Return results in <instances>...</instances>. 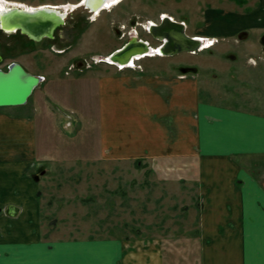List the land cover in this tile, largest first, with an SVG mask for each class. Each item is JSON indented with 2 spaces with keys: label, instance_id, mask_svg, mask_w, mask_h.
Here are the masks:
<instances>
[{
  "label": "rangeland",
  "instance_id": "obj_1",
  "mask_svg": "<svg viewBox=\"0 0 264 264\" xmlns=\"http://www.w3.org/2000/svg\"><path fill=\"white\" fill-rule=\"evenodd\" d=\"M12 1L51 7L47 4L75 6L79 0ZM101 8L97 15L81 6L69 10L68 22L54 30L55 40L37 41L22 33L0 32V68L18 62L44 77L26 103L0 106V112L33 120L38 153L48 161L21 174L16 189L12 187L17 177L12 172H5L1 182L8 186L9 197L25 187L27 180L36 183L41 205L34 229L40 230L41 239L50 238L51 232L69 236L78 233L76 230L96 235L160 236L175 251L177 260H188L197 215L195 183L162 179L150 167L135 166L136 160H101L99 173L96 165L92 170L90 158H97L103 146L97 70L114 66L101 58L136 35L149 41L155 51L140 55L131 64L126 62L132 66L122 70L149 76L164 72V77L180 81L182 90L197 88L200 100L264 115V26L258 17L260 10L264 12V0H115ZM164 15L183 22L188 35H199L207 44L160 56L161 43L155 46L157 41L147 27ZM186 117L182 114V119ZM241 162L264 181V154L242 157ZM27 208L22 206L20 213ZM4 210L0 206L4 230L32 226L21 222L9 227L8 221L14 220Z\"/></svg>",
  "mask_w": 264,
  "mask_h": 264
},
{
  "label": "crops",
  "instance_id": "obj_2",
  "mask_svg": "<svg viewBox=\"0 0 264 264\" xmlns=\"http://www.w3.org/2000/svg\"><path fill=\"white\" fill-rule=\"evenodd\" d=\"M166 54L160 56L173 55ZM112 65L96 71L103 146L97 158H90L92 170L96 165L99 173L101 160H136L135 166L150 167L162 179L195 183L191 257L177 260L160 236L76 230L41 239L34 229L41 205L36 183L26 179L25 187L9 197L1 180L5 172L14 173L16 189L21 174L48 161L38 153L33 120L0 112V206L14 220L9 227L32 225L4 230L1 223L0 264H264V181L241 162L264 154V115L200 100L197 88L182 90L180 81L164 72L149 76ZM9 205L18 212L8 214ZM22 206L28 207L23 214Z\"/></svg>",
  "mask_w": 264,
  "mask_h": 264
},
{
  "label": "water",
  "instance_id": "obj_3",
  "mask_svg": "<svg viewBox=\"0 0 264 264\" xmlns=\"http://www.w3.org/2000/svg\"><path fill=\"white\" fill-rule=\"evenodd\" d=\"M25 10V8H22L15 11H6L5 13L7 14L14 13L13 16L8 19V27L9 30L19 29L33 40L51 37L54 29L64 22V17H60L62 12L57 15L54 12L56 9L45 7L35 11ZM54 14L55 16H52ZM150 31L155 38L162 41L160 46L164 45L165 51L168 54L183 50H195L201 45L200 38L188 35L185 32V27L182 22L166 16L162 18L159 24L151 25ZM261 41L264 47V35ZM128 44L120 50L124 49ZM136 48L137 50L134 48L126 49L123 53L118 55L121 58L116 59V61L119 63H126L129 62V59H132L134 55L140 54L143 51H148L146 45L136 46ZM113 54L110 55L111 59H113ZM113 60L115 61V59ZM40 79L39 75L26 70L18 62L10 63L6 70L0 68V106L24 104ZM6 212L10 215H14L18 212V208L14 205H9Z\"/></svg>",
  "mask_w": 264,
  "mask_h": 264
},
{
  "label": "flooded vegetation",
  "instance_id": "obj_4",
  "mask_svg": "<svg viewBox=\"0 0 264 264\" xmlns=\"http://www.w3.org/2000/svg\"><path fill=\"white\" fill-rule=\"evenodd\" d=\"M86 1L85 0H79L76 4H75V6L74 7H79V6H81L83 9H85V11H87L89 14H92V13H94L95 14V12H96V10H93V9H91L89 6H87L86 5V3H85ZM23 5H25V6H23ZM26 5H29V4H21V3H19V2H17V1H12V0H0V19H1V17H2V14H4L6 11H9V10H13V9H22V8H25L26 10H28V11H30V10H33V9H35V8H38V7H43V6H37V7H28V6H26ZM31 5V4H30ZM36 5H40V4H36ZM47 5H52L51 7H53L54 9H56L57 11H60V12H63V13H61L62 15H64V22L62 23V24H66L68 21L67 20H65L66 18H67V16L69 15V10H72V9H67V10H65L63 7H62V4L60 5H53V4H47ZM44 7H50V6H44ZM104 7H106V6H103V8ZM102 9V8H101ZM93 10V11H92ZM15 11V10H14ZM67 12V13H66ZM93 14V15H94ZM163 17V16H162ZM162 17L160 18V20L158 21V22H155L154 24H159L160 22H161V20H162ZM152 22L153 21H151V23H149L148 24V27H149V25L150 24H152ZM61 24V25H62ZM148 27H147V30H148ZM56 29V28H55ZM54 29V30H55ZM117 29V28H116ZM0 32L2 33V34H15V33H22L19 29H14V30H12V31H6L2 26H1V22H0ZM148 33H149V31H148ZM150 34V33H149ZM24 35H26L28 38H30L27 34H24ZM150 36H151V38H153L152 37V35L150 34ZM1 37V36H0ZM49 39V40H55V35H54V31H53V35L51 36V37H43V38H41L40 40H42V39ZM262 38V37H261ZM31 39V38H30ZM137 39H143V38H139L138 36H136V35H132L129 39H127V40H125L122 44H121V46L123 45V44H125V43H127V42H130V40H137ZM143 40H145V39H143ZM158 43H160V41L158 40V39H155ZM201 40H202V37H201ZM138 41V40H137ZM1 43H2V40H1V38H0V45H1ZM147 44V46H149L148 45V43H146ZM150 47V46H149ZM150 48H152L153 50H155L153 47H150ZM114 49H116V48H113L111 51H109L108 52V54H110L112 51H114ZM118 50V49H117ZM154 53V52H153ZM107 54V55H108ZM147 54H152V53H147ZM2 57H1V55H0V62L2 61ZM133 62V60L131 61V62H129V63H132Z\"/></svg>",
  "mask_w": 264,
  "mask_h": 264
},
{
  "label": "bare ground",
  "instance_id": "obj_5",
  "mask_svg": "<svg viewBox=\"0 0 264 264\" xmlns=\"http://www.w3.org/2000/svg\"><path fill=\"white\" fill-rule=\"evenodd\" d=\"M86 2V5L87 6H89L91 9H93V10H96V12H95V15H97V13L100 11L99 9H101V7H103V6H108L111 2H113V1H115V0H85ZM67 6H69V7H74V4H65V5H63L62 7L65 9V10H67L68 9V7ZM41 8H45L44 6L43 7H38V8H35V9H33V11H35V10H39V9H41ZM48 8H52V9H54L53 7H48ZM19 9V8H18ZM14 10H16V9H13V10H11V11H14ZM55 10V9H54ZM25 11H28V10H25ZM57 15L60 13V11H57V10H55L54 11ZM63 13V12H62ZM13 14L14 13H12V14H7V13H4V14H2V17H1V19H0V22H1V26L2 27H5L4 29L6 30V31H11V30H14V29H11V30H9V25H8V19L9 18H11L12 16H13ZM52 16H55V14L54 15H52ZM166 16V15H165ZM60 17H64V15H62V14H60ZM152 25H154V23L152 22ZM199 38V37H198ZM201 39V38H200ZM140 45H142V46H144V45H146L147 46V44L144 42V43H142V42H135V41H131L124 49H122V50H120V49H118V50H116V52H114V54H113V59H115V61H116V59H120L121 57H119L118 55H120L121 53H123V51H125L126 49H128V48H134L135 50H137V48H136V46H140ZM148 47V51H155V50H153L152 48H150L149 46H147ZM148 51H143V52H147V53H153V52H148ZM158 51H160V52H162V53H164V54H166V51H165V47H164V45L163 46H161L160 48H159V50ZM133 56V55H132ZM139 57V56H138ZM132 60H133V58H132ZM131 60V58L129 59V62H131L132 61Z\"/></svg>",
  "mask_w": 264,
  "mask_h": 264
}]
</instances>
